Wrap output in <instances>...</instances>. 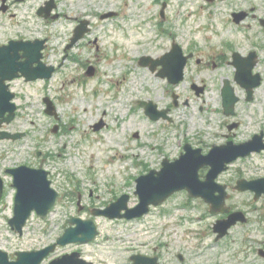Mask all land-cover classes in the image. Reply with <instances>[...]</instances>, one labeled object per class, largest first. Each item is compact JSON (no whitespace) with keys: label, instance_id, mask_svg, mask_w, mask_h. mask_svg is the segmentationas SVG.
I'll return each mask as SVG.
<instances>
[{"label":"flooded vegetation","instance_id":"obj_1","mask_svg":"<svg viewBox=\"0 0 264 264\" xmlns=\"http://www.w3.org/2000/svg\"><path fill=\"white\" fill-rule=\"evenodd\" d=\"M131 36L132 47H125ZM122 49L131 57L124 56ZM126 58L134 63L133 73L141 74L135 70H142L168 85V76L180 77L177 84L170 85L171 103L163 105L142 98L153 102L158 111L167 109L170 116L180 106H194L198 116H202L208 110V94L215 86L224 117L214 123L207 115L204 127L198 125L196 130L198 142L184 141L179 154L189 146L206 155L215 146V153L219 147L235 158L223 168H217L221 160H215L214 167L203 162L198 177L204 182L208 173L214 171L216 176L209 182L212 184L195 198L179 191L164 203L173 206L174 202L186 203L187 206L178 208L189 209L192 217L176 214L174 208H163L164 204L151 207L152 210L163 208V216L174 226L176 222L183 227L184 222L196 224L193 230L182 232L184 239L193 238L191 244L183 241L186 251H170L167 239L173 228L169 231L164 228L166 241L162 240V245L168 255L167 262L156 246L147 252L132 247L128 260L119 264H130L132 256L138 254L155 257L157 264H264V0H0V234L8 230L23 245L12 248L11 239L4 242L0 235V264H33L28 254L18 253L39 251L51 243L25 245V237L31 230L29 223L62 222V234L73 219L93 217L125 222L140 219H110L94 212L105 209L122 194L129 195L128 208L137 204L136 179L151 170L155 173L167 157L162 132L164 144L148 145L150 160L144 168L138 171L136 167L137 144L129 145L128 155L123 156L124 161H130L129 166L117 171L126 175L124 182L107 180L101 187L94 181L89 188L88 182L59 171L52 151L39 150L35 156L21 158L19 151H9V139L4 137L14 120L8 121L9 103L15 105V116L19 108H42L51 118V132L56 136L67 134L65 125L70 123H63L58 109L57 77L69 75L72 77L69 83L82 89L89 79H99L105 74L108 85L98 91L99 96L111 88L109 80L117 81L112 69L121 72L120 64L116 63ZM59 85L62 88L64 81ZM26 88L33 92L21 93ZM230 91L232 96L225 113L223 93ZM108 127L104 108L88 124L93 133H103ZM21 133L23 137L27 134ZM135 133L138 132L131 133L133 140L139 136ZM207 135L212 137L209 144L205 143ZM21 166L31 169L26 181L37 178L40 184L47 183L48 196L56 193L59 197H55L54 207L43 218L30 210L18 232L11 228L10 221L15 217L18 189L14 183L15 169ZM131 187H134L132 193ZM133 196L136 202H132ZM212 202H224L226 212L212 213ZM120 213H126V209ZM154 215L159 217V212ZM223 220L231 225L220 235L218 224ZM33 231L39 238L40 229ZM59 248L45 255L39 264H50L72 252L90 260L78 250L54 255Z\"/></svg>","mask_w":264,"mask_h":264},{"label":"rangeland","instance_id":"obj_2","mask_svg":"<svg viewBox=\"0 0 264 264\" xmlns=\"http://www.w3.org/2000/svg\"><path fill=\"white\" fill-rule=\"evenodd\" d=\"M111 34L116 33L111 32ZM139 38L140 36H137V39ZM133 39L131 36L130 41L127 42L129 45L125 47H132ZM122 51L124 56L131 57L125 50L122 49ZM116 64H120L121 72L118 69H112L115 72L111 74H114L113 77L117 78V81L109 80L111 88L106 90V94L99 96L98 91L108 85L105 74H102L99 79H89L82 89L69 83L72 78L69 75L57 77L55 85H57L58 109L63 116V123H70L65 125L67 134L56 136L51 132V118L43 113L42 108L37 109L38 106L19 108L14 120L9 124V130L25 131L27 134L20 139L9 140V151H19L21 158L28 155L35 156L39 150L52 151V154H56L55 166L59 168V171L69 172L74 179L88 182L87 188L94 184V181L102 187L101 183L107 180L118 184L124 182L126 175L118 174L117 171H120L123 166H129L130 161L123 160V156L128 155L129 145L137 144L135 163L139 171L150 160L148 145L160 142L164 144L161 132L165 137L166 155L171 159L179 154L184 141L198 142L196 130L199 129L198 125L204 127L203 122L207 115L214 123L224 117L220 109L218 91L215 86H212V92L208 94L206 101L208 110L203 112L202 116H198V109L194 106H180L172 112V123L151 122L144 115L137 100L151 98L162 102L163 105L169 104L172 102L170 94L172 87L161 79L146 75L142 70H135L141 74L133 73L134 63L127 58ZM123 74L125 78L122 77ZM61 81H64L62 88L59 85ZM76 88L81 93L77 94ZM32 92L29 88L21 91L27 95ZM124 103L125 105L122 106ZM102 108L107 111L109 127L103 133H93L89 130L88 124L100 114ZM133 131L138 132L139 136L136 140H133L131 136ZM205 138L206 144L212 141L209 135ZM58 153L61 156H58ZM133 190L134 187H131L129 192L132 193ZM85 191L87 193L88 189ZM135 197L133 196L132 202H136ZM179 206L185 207L187 204L177 205L174 202L173 206L168 202L163 205V208L171 210L174 208L176 214L179 212L186 217L191 216L189 209H181L178 208ZM163 208L151 210V213L133 222L98 218L96 222L99 235L94 241L87 244H68L57 249L54 255L78 250L88 259L97 261L98 264H119L128 260L132 247H137L141 252H147L157 246L163 253L164 262H167L168 255L162 245V240L166 241L165 229L169 231L173 228V231H169L171 233L167 239L170 251L176 249L186 251L183 241L191 244L193 238L184 239L182 232L193 230L196 224L184 222L183 227L176 222L174 226L172 221H168V218L163 216ZM156 211L159 212V217L154 215ZM62 224V222L55 223L54 220L29 223L31 230L25 237V245L29 242L33 246H39V244L54 241L61 232ZM37 227L40 229L39 238L33 235V228ZM0 235L4 242H7L6 238L11 239L9 242L12 248L23 246L22 242L15 237L16 235L8 230H2Z\"/></svg>","mask_w":264,"mask_h":264},{"label":"water","instance_id":"obj_3","mask_svg":"<svg viewBox=\"0 0 264 264\" xmlns=\"http://www.w3.org/2000/svg\"><path fill=\"white\" fill-rule=\"evenodd\" d=\"M12 77V76H10ZM177 79L171 81H176ZM151 104V103H150ZM150 104L146 105V114L151 118L157 119L158 114H154L156 111L154 107H149ZM15 106L9 103V115L8 121H11L14 116ZM2 110H0V113ZM50 113V110H48ZM165 117V116H164ZM8 138L16 139L19 138L22 134H5ZM215 152V151H214ZM214 158H217L220 154L213 153ZM194 154L186 153L181 156L180 159L176 160L173 163L168 165V172H164L160 179L157 182V185L153 186L152 182L148 177H141L138 179L137 191L140 198V205L132 209L127 210L124 214L126 217L131 218L134 216H140L142 213L147 211L148 203H160L166 198V196L175 191L186 188H192L193 190L199 185L197 184V169L201 165V160H204L202 157L195 158ZM17 175H15L14 183L18 188V193L16 196L15 203V217L10 221V225L14 227L19 232L21 231V226L24 223L29 211L31 209H36L39 214H42L46 211L43 206H46L44 194L48 190L47 183L42 185L39 180L36 178L33 182L26 181L29 171L25 170L24 167H19L15 169ZM125 197H121L116 202L112 203L109 207L104 210H98V214H103L108 217L119 216L120 209L124 208ZM216 206L215 204L213 205ZM22 212V213H21ZM77 225L74 228H68L64 234L58 239L59 244H66L69 242H87L94 238L96 234V226L93 220H73ZM230 224H226L224 227H228ZM54 245L48 246L39 251L31 252H19L21 256L24 253L28 254L31 257L33 264L38 263L49 251L53 249ZM77 253H72L69 255H64L61 258L53 260L50 264H92L90 262H85L82 259H79ZM0 257H2L0 253ZM133 262L131 264H156L154 258H148L142 255H136L132 257ZM1 262V258H0Z\"/></svg>","mask_w":264,"mask_h":264}]
</instances>
